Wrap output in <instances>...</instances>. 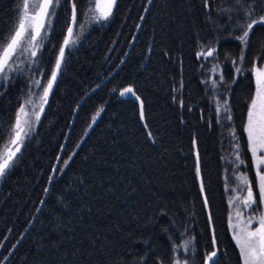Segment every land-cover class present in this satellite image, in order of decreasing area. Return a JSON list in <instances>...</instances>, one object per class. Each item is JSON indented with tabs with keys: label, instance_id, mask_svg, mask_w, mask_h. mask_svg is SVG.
<instances>
[{
	"label": "trees",
	"instance_id": "1",
	"mask_svg": "<svg viewBox=\"0 0 264 264\" xmlns=\"http://www.w3.org/2000/svg\"><path fill=\"white\" fill-rule=\"evenodd\" d=\"M21 1L0 0V37L11 35ZM213 1L115 0L107 19L87 23L89 0H61L43 51L30 63L18 61L0 85L2 145L32 79L48 75L75 4L79 41L66 50L43 113L0 180V258L30 224L6 264H170L183 238L191 242L187 262L204 264L213 245L203 196L216 261L242 264L227 223L220 132L196 54ZM140 19L124 61L76 110L32 220L76 105L119 65ZM217 46L221 55L237 56L242 45L231 36ZM257 56H264V23L244 45V72L235 80L228 74V117L252 180L245 119L254 80L247 68ZM125 87L142 112L120 94Z\"/></svg>",
	"mask_w": 264,
	"mask_h": 264
},
{
	"label": "rangeland",
	"instance_id": "2",
	"mask_svg": "<svg viewBox=\"0 0 264 264\" xmlns=\"http://www.w3.org/2000/svg\"><path fill=\"white\" fill-rule=\"evenodd\" d=\"M106 1L107 0H89L86 9L83 11V14H85V20L87 23L102 21V20L97 21L93 17L95 15H99V12L96 10V4L99 2L101 5H103L106 3ZM28 2L31 5L34 2V0H28ZM213 2L214 4L212 7V10H205L207 23L205 25L203 37L206 38V41H202L201 43L198 44V49L196 51V54H197L198 61H199V65H198L199 76L201 80L203 81V84L206 90V95L209 101L213 104L212 113H213L214 123L220 132L223 183H224V192H225V197H226L227 207H228L227 223H228L231 236L233 237L234 233H233L232 227H230V217H231L232 225L239 224L240 227H244L245 226L244 222L249 217L257 216V215H264V204L259 203L258 197H257L258 204L256 207H253L252 209L243 208V206L240 205L239 200L233 201L232 204L229 203L230 199L238 195L237 192L233 191V189L237 188L238 186V181L236 180V177L239 174L246 173L249 176L250 180H252L249 173L246 172L245 170V164L240 165L236 162L237 142H236L235 134L231 127L230 120L228 119V106L227 104L225 105V101H227L228 94H229V88H230L231 82L233 81L231 79H230L231 81L228 80V74L229 76L232 77V79H234L242 71L244 72V70L246 69V65H245V60H244V44H242L240 40L239 42L241 43L242 46L237 56H233L230 52L227 53L225 51L221 55L218 51L217 43L220 39L229 38L231 36L237 39V37L242 35L243 25L250 23L252 19H259L261 15H264V0H240V5L236 3V0H214ZM24 3H25V0H22L20 10L23 8ZM241 5H243V7H241ZM251 8H254V11H252L251 15H246V10L251 9ZM30 11H31V8H30ZM209 11H212V13H210ZM54 17L55 16L51 17L52 24L54 23ZM77 19L78 18L76 16L75 21H74V26H73V38L75 39L76 42L74 44H70L69 46L65 47L63 60L65 58L66 50L73 48V46L79 41L81 30H75L77 27V23H78ZM17 22H18V19L16 21V24ZM16 24L13 27L11 34L15 31ZM52 24H51V27L42 30V33L46 32V36L43 37L42 46L37 50V55L35 57H32L30 54L18 55V58L15 59L13 62V67H15L18 61L30 63L33 61V59L38 57L39 53L43 51V48L45 47V44L48 41L51 28H52ZM65 34L63 38L65 37ZM212 39L214 40V42ZM62 41L61 43H59V45L57 46L55 50L54 62L51 65L48 75L46 76V78H44L43 82L41 79V75L37 79H34V78L32 79L30 89L27 90V93L29 92L28 95L26 96V98H24V100L20 103L19 107L16 109L14 121L11 127V132H9L6 141L2 145H0V155H6V151H15V146L10 145V140L13 137L12 128L16 122L17 112L21 108V105L25 106L24 112L27 113L26 116L22 114V119L27 120L30 125V127L26 126L28 130V135L34 129L36 122H37L35 113H39V117L43 113L45 106H46L45 104L46 102L44 103V101L41 99L43 96V90L46 87L50 79V76L52 74L56 59L59 54V50L62 47ZM210 49L214 50L213 55L211 56L205 55V53L209 51ZM242 55H243V59H241ZM63 60H62L60 70L62 69V66H63ZM256 67L264 68V56L255 57L251 67L247 68L248 70H250V72L253 75L254 90H253V94L247 106L245 127L247 125V119H248V107L256 91V77L254 73V68ZM237 68L241 69V71L237 72ZM8 73L9 72H7L6 74H0V85L3 82V80H7L6 78H8ZM35 81H39L40 83L37 85ZM29 100H31V103H28ZM41 104H43L42 111L40 107ZM217 105L220 106L219 113L217 112ZM246 136H247V133H246ZM25 139L20 143V147L25 141ZM247 142H248V139H247ZM239 154H240V159H242L241 158L242 155L240 152ZM250 157H251V162H252L251 154H250ZM252 172H253V180H252L253 190L255 192L256 191L255 169L253 167V163H252ZM2 177L3 175L0 176V180L2 179ZM246 191L247 190L244 189V191L242 193H239V195H241V197L245 196ZM237 205H240V206L237 207ZM237 211L241 213V216L239 218L236 217ZM251 227L253 229L255 227H258V223L254 221ZM237 231H239V229H237ZM186 242L188 241L185 238H183V241L176 247L175 251L173 252V257H172V261L170 264H189L187 261L189 260L190 255H191L190 250H188V246L190 244H187V247H185ZM11 248L12 246L9 248L4 258H0V264H2L3 262H4L3 264L7 263L9 257L12 254L11 253L10 255H8Z\"/></svg>",
	"mask_w": 264,
	"mask_h": 264
},
{
	"label": "snow or ice",
	"instance_id": "3",
	"mask_svg": "<svg viewBox=\"0 0 264 264\" xmlns=\"http://www.w3.org/2000/svg\"><path fill=\"white\" fill-rule=\"evenodd\" d=\"M61 0H34L30 5L28 0H25L23 8L20 10V16L15 27V31L6 37H0V74H6L9 71L18 70L21 65L17 64L13 67V62L18 58V55L30 54L32 57L37 55V50L42 46L43 37L46 36V32L42 33V30L51 27V17L55 15L56 8L60 5ZM115 0H107V2L101 5L99 2L96 4V10L99 15H95L93 18L97 21L105 20L109 17L112 11V6ZM207 3V0H206ZM236 3L240 5V0H236ZM243 7V5H241ZM31 8V11H30ZM254 8L246 10V15H251ZM76 18L75 4L73 5V21ZM258 23H264V15H261L259 19H252L250 23L242 26V35L237 37L242 44L247 45L250 32L254 25ZM6 41V42H5ZM76 41L73 38L72 27L68 28V35L64 39V44L60 48L59 55L55 62V68L52 71L51 79H49L47 87L43 90L42 100L46 102L49 91L52 88L53 82L56 79L57 73L61 68L62 60L64 57L65 47L70 44H74ZM214 50H209L205 53L207 56L213 55ZM243 59V55L241 56ZM241 69L237 68V72ZM256 77V91L248 107V119L245 127L248 139V150L252 156V163L255 169V188L253 190V182L250 180L246 173L239 174L236 177L238 181L237 188L233 189L238 195L230 199L229 203L239 200L240 205L245 209H252L258 204L257 197L260 204H264V68H254ZM38 85L40 82L35 81ZM124 93H133L131 88H127ZM139 99V97H137ZM31 103V100L28 101ZM227 101H225V105ZM41 111L43 110V104L40 105ZM24 105L17 112L16 122L13 125L12 133L13 137L10 140V145L15 146V151H6V155H0V176L4 175L6 170L10 167L13 158L20 151V143L28 135L26 126L30 127L27 120L22 119L27 113L24 112ZM220 106L217 105V112L219 113ZM99 113H97L98 115ZM36 119H39V113H35ZM231 119V116L228 117ZM236 162L240 165L245 164V161L240 159L239 144L236 145ZM67 163V161H65ZM197 174L199 175V168H197ZM246 189V195L241 197L239 193H242ZM203 191V186L201 187ZM207 203V201H205ZM240 205H237L239 207ZM241 213L236 212V217L239 218ZM258 223V227L254 229L251 227L253 222ZM245 226L240 227L239 224L232 225L230 217V227L233 229V239L236 241L239 248L242 264H264V215H257L249 217L245 222ZM239 229V231H237ZM188 241L185 244H190ZM215 244V240H213ZM217 252L213 251L208 253L206 261L212 262V264H218L216 261Z\"/></svg>",
	"mask_w": 264,
	"mask_h": 264
},
{
	"label": "water",
	"instance_id": "4",
	"mask_svg": "<svg viewBox=\"0 0 264 264\" xmlns=\"http://www.w3.org/2000/svg\"><path fill=\"white\" fill-rule=\"evenodd\" d=\"M149 1H150V0H148V3H149ZM106 2H107V1H106ZM148 3H147V4H148ZM114 4H115V3H114ZM114 4H113V6H114ZM113 6H112V7H113ZM71 10H72L71 18H70V22H69L68 27H67V31H66L65 37L68 35V28H69V27H72V29H73V26H74V21H73V7L71 8ZM145 11H146V9H144V11H143V13H142V16H141V19H142L143 15H144ZM141 19H140V21H139V23H138V26H137V28H136V30H135V32H134V35H133L132 40H131V42H130V45H129L128 49L126 50V53H125L124 57L122 58V60L120 61L119 65H117V66L115 67V69H114V70H113L108 76H106V78H104V79L102 80V82H100L97 86H95L94 88H92V90H90L89 92H87V93H86V94L80 99V101L78 102V104L76 105V107H75V109H74V112H73V114H72V118H71V120H70V122H69V126H68V128H67L66 134H65V136H64V140H63V142H62V145H61V147H60V149H59V152H58V154H57V156H56L55 162H54L53 167H52V169H51V172H50V175H49V178H48V182H47L46 188H45V190H44V194H43V196H42V198H41V200H40V202H39V204H38V207H37V209H36V211H35V214H34L32 220L35 218L36 214L38 213V211H39V209H40V207H41V205H42V203H43V201H44V199H45V196H46V194H47V192H48V190H49V187H50V184H51V180H52L53 175H54V173H55V171H56L57 165H58L59 160H60L61 153H62L63 148H64L65 141H66V139H67V137H68V135H69V132H70V129H71V125H72V123H73V119H74V115H75V113H76V110L78 109V107L80 106V104L83 102V100L85 99V97H87V96L90 94L91 91H93V90H95L96 88H98V87H100L101 85H103V84H104V83H105V82H106V81H107V80H108V79H109V78L115 73V71L119 68V66L121 65V63L124 61V59L126 58L128 52H129V50H130V47H131L132 41H133L134 36H135V34H136V32H137V29H138V27H139V25H140ZM65 37H64V39H65ZM64 39H63V41H62V46H63V44H64ZM59 52H60V50H59ZM58 55H59V54H58ZM54 68H55V66H54ZM54 68H53V69H54ZM58 73H59V71H58ZM58 73H57V76H58ZM57 76H56V79H57ZM50 79H51V76H50ZM56 79H55V81L53 82L52 88H53V86H54V84H55V82H56ZM47 84H48V83H47ZM46 87H47V85H46ZM52 88H51V90H52ZM127 88H131V87H125V88H123V89L120 91V94H121L122 92H124V90L127 89ZM131 89H132V88H131ZM51 90H50V91H51ZM50 91H49V92H50ZM133 93H134V92H133ZM124 95H125L127 98H130V99L135 100V101L138 103V106H139V108H140V110H141V112H142V109H143L142 101L140 100V98L137 99V97H138L137 94L133 95L132 93H124ZM44 103H45V102H44ZM193 146H194V148H195L194 154H195V158H196V165L199 166V157H198V152H197V150H196V143H195V141H194V143H193ZM198 183H199V186H200V188H201V187H202V181H201V177H200V176H198ZM203 199H204V205H205V209H206V213H207V217H208V222H209V226H210V231H211V236H212L213 250H212L211 252L216 251V252H217V255H218V249H217V246H216V242H215V244L213 243V240H215V239H214L213 229H212V225H211V219H210V215H209V208H208L207 203H205L206 199H205L204 196H203ZM32 220H31V221H32ZM30 223H31V222H30ZM29 225H30V224H29ZM29 225L25 228V230L22 232V234H21V235L19 236V238L16 240L15 244H13V246H12V248L10 249L8 255H10V254L14 251L16 245L19 243V241L22 239L23 235H24L25 232L27 231ZM211 252H210V253H211ZM7 257H9V256H7ZM216 259H217V256H216ZM3 263H4V262H3ZM3 263H2V264H3ZM204 264H212V262L206 261V258H205V259H204Z\"/></svg>",
	"mask_w": 264,
	"mask_h": 264
}]
</instances>
